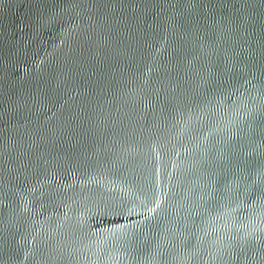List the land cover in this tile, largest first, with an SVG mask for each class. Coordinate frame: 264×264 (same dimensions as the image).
Returning a JSON list of instances; mask_svg holds the SVG:
<instances>
[{
	"label": "water",
	"instance_id": "95a60500",
	"mask_svg": "<svg viewBox=\"0 0 264 264\" xmlns=\"http://www.w3.org/2000/svg\"><path fill=\"white\" fill-rule=\"evenodd\" d=\"M0 264H264V0H0Z\"/></svg>",
	"mask_w": 264,
	"mask_h": 264
}]
</instances>
